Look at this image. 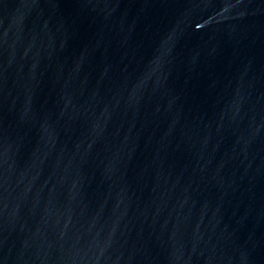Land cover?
Listing matches in <instances>:
<instances>
[{
  "label": "water",
  "instance_id": "1",
  "mask_svg": "<svg viewBox=\"0 0 264 264\" xmlns=\"http://www.w3.org/2000/svg\"><path fill=\"white\" fill-rule=\"evenodd\" d=\"M0 264H264V0H0Z\"/></svg>",
  "mask_w": 264,
  "mask_h": 264
}]
</instances>
